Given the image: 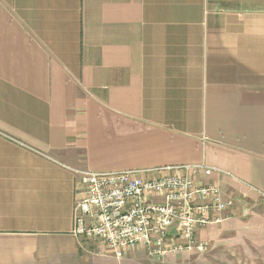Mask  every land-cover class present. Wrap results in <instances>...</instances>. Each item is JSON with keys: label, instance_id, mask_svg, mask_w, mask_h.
I'll list each match as a JSON object with an SVG mask.
<instances>
[{"label": "crops", "instance_id": "1", "mask_svg": "<svg viewBox=\"0 0 264 264\" xmlns=\"http://www.w3.org/2000/svg\"><path fill=\"white\" fill-rule=\"evenodd\" d=\"M199 162L235 199L206 252L75 234V170ZM262 229L264 0H0V264H223Z\"/></svg>", "mask_w": 264, "mask_h": 264}, {"label": "built area", "instance_id": "2", "mask_svg": "<svg viewBox=\"0 0 264 264\" xmlns=\"http://www.w3.org/2000/svg\"><path fill=\"white\" fill-rule=\"evenodd\" d=\"M84 197L76 207L74 232L102 242L122 258L143 248L155 260L169 255L204 253L209 242L199 230L222 221L235 199L215 183L197 176H233L205 162L163 165L147 170H75Z\"/></svg>", "mask_w": 264, "mask_h": 264}, {"label": "rangeland", "instance_id": "3", "mask_svg": "<svg viewBox=\"0 0 264 264\" xmlns=\"http://www.w3.org/2000/svg\"><path fill=\"white\" fill-rule=\"evenodd\" d=\"M252 232L254 234L248 236L250 239L243 236L247 238L242 240L244 242L230 244L225 250L220 249L223 264H264V229ZM230 234L241 236L237 231ZM242 234L247 235L246 233Z\"/></svg>", "mask_w": 264, "mask_h": 264}]
</instances>
